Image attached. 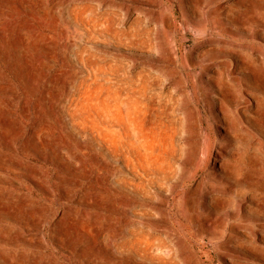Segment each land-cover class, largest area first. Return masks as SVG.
Returning <instances> with one entry per match:
<instances>
[{"label":"rangeland","instance_id":"obj_1","mask_svg":"<svg viewBox=\"0 0 264 264\" xmlns=\"http://www.w3.org/2000/svg\"><path fill=\"white\" fill-rule=\"evenodd\" d=\"M0 264H264V0H0Z\"/></svg>","mask_w":264,"mask_h":264},{"label":"bare ground","instance_id":"obj_2","mask_svg":"<svg viewBox=\"0 0 264 264\" xmlns=\"http://www.w3.org/2000/svg\"><path fill=\"white\" fill-rule=\"evenodd\" d=\"M130 108H129V129L127 138L133 139L132 145H139L144 150L146 146H148L151 154L150 160H147L149 165V173H151L154 177L159 179H166L169 177L171 173V168L166 165V162L162 161L163 152L159 150V152L155 155L154 149L150 146V130L152 127H149V124L145 121L148 115L153 116L156 123L160 126L163 123V118L166 117L170 119L171 110L166 106L162 101H157L155 99H151L150 101L144 100L137 95L134 91L130 95ZM126 117V116H125ZM146 122V124H145ZM146 158V154L145 157ZM216 160H214L212 168H215Z\"/></svg>","mask_w":264,"mask_h":264}]
</instances>
